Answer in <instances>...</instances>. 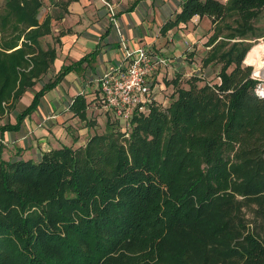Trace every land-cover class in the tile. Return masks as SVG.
<instances>
[{
  "label": "trees",
  "instance_id": "1",
  "mask_svg": "<svg viewBox=\"0 0 264 264\" xmlns=\"http://www.w3.org/2000/svg\"><path fill=\"white\" fill-rule=\"evenodd\" d=\"M42 2L0 8V118L54 61L39 45L51 19L38 20ZM263 10L264 0H185L161 30L209 17L203 64L219 65L217 82L175 77L165 107L152 102L125 130L107 117L83 144L36 160L5 159L0 145V264H264V97L243 64ZM72 65L0 125L1 142ZM87 105L78 94L69 109L86 121Z\"/></svg>",
  "mask_w": 264,
  "mask_h": 264
},
{
  "label": "crops",
  "instance_id": "2",
  "mask_svg": "<svg viewBox=\"0 0 264 264\" xmlns=\"http://www.w3.org/2000/svg\"><path fill=\"white\" fill-rule=\"evenodd\" d=\"M66 1L53 0L43 7L39 21L51 15L50 33L39 38V45L42 49L54 47L55 58L48 72L23 96L27 94L32 98L33 91L38 90L42 82L56 77L64 66L73 65L55 87L43 94L37 109L24 119L18 135L4 133L2 142L11 143L17 148L13 158L36 160L43 152L61 145L83 144L88 136L99 131L96 123L99 124L102 115L106 119L111 115L94 106L92 101L100 76L110 65L123 64L120 37L100 0H70L67 4L63 3ZM184 1L112 0L116 6L121 36L128 45L145 46L156 59L161 57L167 61L164 65L157 63L156 70L149 77L155 86L164 85L161 77L165 72H179L180 75L176 73L175 77L180 79L189 77L191 65V70L200 71L199 65L204 66L203 59L215 43L209 44L214 30L207 16L195 15L165 32L161 30L166 21L173 19L181 10ZM78 94L84 96L88 103L86 116L87 120L95 121L93 127L69 109L71 101ZM23 96L15 105L20 103ZM31 98H28L29 102ZM27 133L28 141H24L22 136ZM30 152L36 157H32Z\"/></svg>",
  "mask_w": 264,
  "mask_h": 264
},
{
  "label": "built area",
  "instance_id": "3",
  "mask_svg": "<svg viewBox=\"0 0 264 264\" xmlns=\"http://www.w3.org/2000/svg\"><path fill=\"white\" fill-rule=\"evenodd\" d=\"M109 14L111 24L120 37L121 65H110L98 79L97 93L93 98L94 106L111 113L125 124L133 113L148 111L154 101L151 94L155 85L149 78L156 70V64H166L163 58L155 55L145 46L131 47L121 36L118 26L116 6L111 0H100ZM256 80L254 94L264 97V79L252 72Z\"/></svg>",
  "mask_w": 264,
  "mask_h": 264
},
{
  "label": "rangeland",
  "instance_id": "4",
  "mask_svg": "<svg viewBox=\"0 0 264 264\" xmlns=\"http://www.w3.org/2000/svg\"><path fill=\"white\" fill-rule=\"evenodd\" d=\"M52 1L53 0H43L42 7L39 9V13L37 16L38 20L41 19L40 16L44 11L43 7L48 6V4H50V2H52ZM5 2H6V0H0V8L4 7ZM63 3H65V2H63ZM254 25L257 28L255 36H260L261 34H262V36L255 37V38L251 36L252 39L249 41L252 43V46L249 49V51L247 52V54L243 60V64L245 66L246 65L251 66L252 72H257L258 69H262L264 67V32H262V31H264V10L254 20ZM182 46H183V48H185L184 44H182ZM191 66L188 70L189 77H191L192 74L201 76L203 79H201V82H199V84H202L203 82L214 83V82L218 81L217 74L219 72V65H212V64L211 65L204 64V66L199 65L201 67V70L197 71V72L191 70ZM165 73L166 74L163 75V77H161L164 85L163 86L162 85L161 86H155L154 85L152 88V90H154V91L151 92V94L154 98L153 102H155V104H157L160 107H165L168 104L169 100L171 99L172 93L174 92L173 84L172 83L168 84L167 82H170L172 79H174L176 75H178V74L180 75V73L176 72V71H174L172 73H169V72H165ZM186 78H188V77L183 76L182 78L179 79V86L187 87V79ZM152 83H154V81H152ZM28 98H31V97L26 94L25 96H23V98L21 99V101L18 105H14L12 108L8 109L6 111V113L0 118V125H2L5 122L14 123L15 122V116H16L17 112H19L21 110V108H23L26 104H28V102L30 100V99L28 100ZM42 104H44V101ZM100 114L102 115L103 113H100ZM110 118L112 120L118 121V124L115 125L118 128L120 127L121 129L125 130L129 126V123L123 124L122 121L120 122V120L117 119L116 117H114L112 114L110 115ZM105 121H106V118L102 115V118H101L99 124L96 123V125L98 126L96 129L103 131L105 128ZM123 125H124V127H122ZM93 126H94V124L91 125V127H93ZM19 132H20V130L16 129V130H10L9 132H4V133H8V134L13 133V135L15 136V135H18ZM22 137H23L24 141L25 140L28 141L29 133L24 134ZM0 145L3 146L2 156L5 159H11L15 156V150L17 149L16 147H14L15 145H12L11 143L4 144L1 141H0ZM30 155L32 157H36L35 156L36 154L32 155L31 152H30Z\"/></svg>",
  "mask_w": 264,
  "mask_h": 264
},
{
  "label": "water",
  "instance_id": "5",
  "mask_svg": "<svg viewBox=\"0 0 264 264\" xmlns=\"http://www.w3.org/2000/svg\"><path fill=\"white\" fill-rule=\"evenodd\" d=\"M257 71H258V70H257ZM256 74L258 75V77H261V78L264 79V72H262V73H258V72H256Z\"/></svg>",
  "mask_w": 264,
  "mask_h": 264
},
{
  "label": "bare ground",
  "instance_id": "6",
  "mask_svg": "<svg viewBox=\"0 0 264 264\" xmlns=\"http://www.w3.org/2000/svg\"><path fill=\"white\" fill-rule=\"evenodd\" d=\"M257 72H258V73H262V72H264V67H263L262 69H258Z\"/></svg>",
  "mask_w": 264,
  "mask_h": 264
}]
</instances>
